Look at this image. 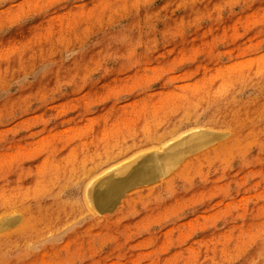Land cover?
Masks as SVG:
<instances>
[{
  "label": "rangeland",
  "instance_id": "1",
  "mask_svg": "<svg viewBox=\"0 0 264 264\" xmlns=\"http://www.w3.org/2000/svg\"><path fill=\"white\" fill-rule=\"evenodd\" d=\"M263 102L264 0H0V203L59 225L0 264H264ZM147 157L164 175L88 206Z\"/></svg>",
  "mask_w": 264,
  "mask_h": 264
},
{
  "label": "bare ground",
  "instance_id": "2",
  "mask_svg": "<svg viewBox=\"0 0 264 264\" xmlns=\"http://www.w3.org/2000/svg\"><path fill=\"white\" fill-rule=\"evenodd\" d=\"M31 1V0H30ZM57 1V0H56ZM94 1V0H93ZM106 1V0H105ZM104 2V1H103ZM124 3V2H123ZM92 4V3H91ZM108 4V3H107ZM120 4V3H119ZM94 5V4H93ZM92 5V6H93ZM95 5H97V4H95ZM105 6H106V4H104ZM145 5V4H144ZM92 6H90V7H92ZM102 6V5H101ZM120 6H121V4H120ZM126 6H127V4H126ZM72 7V6H71ZM97 7H99V4H98V6ZM107 7V6H106ZM111 7H112V3H111ZM118 7H119V5H118ZM128 7H130V6H128ZM93 8V7H92ZM91 8V9H92ZM160 8V7H159ZM127 9V8H126ZM125 9V10H126ZM128 9H130V10H132L131 8H128ZM136 9V8H135ZM108 10L110 11V9L108 8ZM156 10H159V9H157L156 8ZM73 11V10H72ZM69 12V11H68ZM71 12V11H70ZM85 12H87L86 10H85ZM88 12H89V10H88ZM105 12V11H104ZM117 12V11H116ZM126 12H127V10H126ZM125 12V13H126ZM133 12V11H132ZM159 12H161V11H159ZM76 13V12H75ZM80 13V12H79ZM91 13V12H90ZM143 13H145V12H143ZM74 14V13H73ZM149 14H150V12H149ZM148 14V15H149ZM159 14V13H158ZM163 14V13H162ZM62 15V14H61ZM60 15V16H61ZM63 15H66L65 13L63 14ZM90 15V14H89ZM133 15V14H132ZM145 15H146V13H145ZM144 15V16H145ZM151 15V14H150ZM59 16V15H58ZM73 16V15H72ZM79 16V15H78ZM77 16V17H78ZM105 16V15H104ZM110 16V15H109ZM135 16V15H134ZM155 16V15H154ZM86 17V16H85ZM106 17V16H105ZM167 17V16H166ZM110 18V17H109ZM112 18V17H111ZM136 18H137V16H136ZM63 19V18H62ZM71 19V18H70ZM73 20V19H72ZM66 21V20H65ZM85 21V20H84ZM107 21V20H106ZM69 23H72V21L70 22V21H68ZM67 22V23H68ZM89 22V21H88ZM109 22V21H108ZM68 23V24H69ZM65 24H66V22H65ZM74 24V23H73ZM91 24V23H90ZM75 25H76V23H75ZM74 25V26H75ZM39 26V25H38ZM73 26V25H72ZM83 26H85V25H83ZM70 27V26H69ZM76 28V27H75ZM69 30L71 29V28H68ZM82 29V28H81ZM138 29V28H137ZM83 30V29H82ZM87 30V29H86ZM64 31V30H63ZM71 31V30H70ZM72 31H74V30H72ZM80 31V30H79ZM68 33H69V31H67ZM91 32V31H90ZM72 33V32H71ZM71 33H69V34H71ZM80 33V32H79ZM84 33V32H83ZM86 33H88V32H86ZM62 34V33H61ZM66 34V33H65ZM64 34V35H65ZM92 34V33H91ZM57 35H59V34H57ZM83 35V34H82ZM69 36V35H68ZM72 36H73V34H72ZM77 36V35H76ZM61 37V36H60ZM59 37V38H60ZM75 37V36H74ZM62 38H63V36H62ZM69 38V37H68ZM67 38V39H68ZM77 38V37H76ZM84 38V37H83ZM72 39H73V37H72ZM60 40V39H59ZM81 40V39H80ZM79 40V41H80ZM73 41V40H72ZM76 41V40H75ZM57 42V41H56ZM58 43V42H57ZM75 43V42H74ZM77 44V43H76ZM71 45V44H70ZM74 45V44H73ZM90 54V53H89ZM92 54V53H91ZM83 59V58H82ZM86 59V58H85ZM58 61V60H57ZM56 61V62H57ZM233 101H234V99H232ZM251 100V99H250ZM230 101V100H229ZM235 102V101H234ZM251 103V102H250ZM260 103H262V102H260ZM264 103V102H263ZM262 105V104H261ZM254 106V105H253ZM260 107V106H259ZM263 107H264V105H263ZM217 108V107H216ZM234 108V107H233ZM245 108H246V106H245ZM261 108H262V106H261ZM237 109V108H236ZM242 109V108H241ZM225 110V109H224ZM231 110V109H230ZM240 110V109H239ZM248 110V109H247ZM256 110V109H255ZM220 111V110H219ZM229 111V110H228ZM243 111H244V109H243ZM250 111V110H249ZM225 112V111H224ZM236 112V111H235ZM248 112V111H247ZM251 112V111H250ZM244 113V112H243ZM233 114H234V112H233ZM240 114V113H239ZM245 114V113H244ZM247 114V113H246ZM245 114V115H246ZM220 116V115H219ZM226 116V115H225ZM235 116V115H234ZM237 116V115H236ZM242 116V115H241ZM247 117V116H246ZM181 118H183V117H181ZM226 118V117H225ZM238 118H239V116H238ZM188 120H190L188 117L187 118H185L184 117V120L183 121H188ZM234 120V119H233ZM238 120V119H237ZM233 122V121H232ZM240 122V121H239ZM249 122V121H248ZM240 123H242V122H240ZM236 124V123H235ZM236 125H238V123L236 124ZM235 125V126H236ZM205 127V128H204ZM203 128H200L199 130H204V131H200V132H197V133H195L193 136H191V138L190 139H187V141H185L184 143H179L178 145H176L175 147H173L172 148V152H175V153H177V154H180V155H182V154H188V153H190V152H193V151H195L197 148H199L202 144H209V143H212V142H215V140H217V138H219V136L221 135L222 136V134L225 132V131H223V128H221V127H217L216 126V130L215 131H217V133H210L209 131H207V130H210L211 131V128L210 127H208V126H204ZM248 128H249V126H248ZM219 129V130H218ZM246 129V128H245ZM198 130V129H197ZM206 130V131H205ZM225 130H227V132H228V129H225ZM244 130V129H243ZM195 131V130H194ZM193 131V132H194ZM237 131V130H236ZM249 132H251L250 130H249ZM258 132V131H257ZM239 133V132H238ZM254 133V132H253ZM252 133V134H253ZM226 134H229V133H226ZM233 134V133H232ZM240 134V133H239ZM258 134V133H257ZM224 135H225V133H224ZM248 135H249V133H248ZM240 136V135H239ZM242 136H244V135H242ZM151 137V138H150ZM149 137V141L151 142V143H154L155 142V140H157L158 138H160V137H158V136H150ZM216 138V139H215ZM249 138V140H250V136L248 137ZM238 139V138H237ZM243 139H244V137H243ZM231 140V139H230ZM248 140V141H249ZM236 141V140H235ZM157 142V141H156ZM183 142V141H182ZM251 141H249V143H250ZM233 143V142H232ZM239 144H241L240 142H239ZM238 145V144H237ZM240 148H241V146H240ZM233 150H234V148H233ZM138 160V159H137ZM140 161V160H139ZM137 162L136 163V167H141L140 169H141V171H142V175H138V174H136L134 171H132V170H128V173L126 172H119L118 174H113L112 176H114V177H112L111 176V178H109V179H105L104 180V182H101L99 185L100 186H95L96 185V183H94L95 185H94V187H93V194H92V196H85V194L83 195L84 197V199L87 201V203H88V206L90 205H92L93 203L96 205H98V206H101V208L100 209H102L101 211H103V212H105L106 210L105 209H103L104 207H102L103 206V203H102V200L104 199V197L106 196V192H108L107 190H111V192H109L110 194V196L112 197V198H114V199H120V197H121V192H117L116 190H118V189H124V188H129V186L131 185L132 186V188H134V187H137L139 184H144V183H147V182H151V181H146V180H142V176H145V177H148V176H150V179L149 178H146V179H148V180H155V178L157 177V176H162V175H164V172H162V173H159V171H160V169H159V167L158 166H160L159 165V163L156 161V159H152V158H149V157H147V158H143L142 160H141V162ZM84 163V162H83ZM82 164V163H81ZM75 165V164H74ZM85 165V164H84ZM95 165H97L96 166V168H98V167H100V166H102L103 165V163H100V164H95ZM80 166V165H79ZM84 167V166H83ZM93 167V166H92ZM91 167V168H92ZM104 167V166H103ZM79 168H81V167H79ZM102 168V167H101ZM122 168V167H121ZM74 168H72V170H73ZM125 169V168H124ZM81 170V169H80ZM84 170V169H83ZM82 170V171H83ZM118 171H120V169L118 170ZM71 172V171H70ZM108 172H110V171H108ZM115 173L117 172V171H114ZM113 173V172H112ZM176 173V172H175ZM64 174V173H63ZM73 174V173H72ZM106 174V173H105ZM68 175V174H67ZM108 175V174H107ZM174 176H175V174H174ZM173 176V177H174ZM106 177V176H105ZM170 178H172V176L170 177ZM184 178V177H183ZM49 179V178H48ZM55 179V178H54ZM185 179V178H184ZM58 180V179H57ZM38 181V180H37ZM103 181V180H102ZM183 181H185V180H183ZM44 182H46V180L44 181ZM50 182V181H49ZM52 183V182H51ZM50 183V184H51ZM88 183V182H87ZM90 183V182H89ZM93 183V182H92ZM159 183V182H158ZM47 184V183H46ZM149 184V183H148ZM45 185V184H44ZM171 185V184H170ZM90 186V185H89ZM45 187H47V186H45ZM96 187V188H95ZM167 187H170V186H167ZM20 188V187H19ZM116 188H118V189H116ZM10 189V188H9ZM22 190H23V188H21ZM25 189V188H24ZM8 190V189H7ZM18 190V189H17ZM138 190H140V189H138ZM11 191V190H10ZM39 191V190H38ZM148 191V190H147ZM4 192V191H3ZM7 192V191H6ZM13 192V191H12ZM26 192V191H25ZM36 192H37V190H36ZM20 193H21V190H20ZM23 193V192H22ZM29 193V192H28ZM84 193V192H83ZM146 193H148V192H146ZM3 194V193H2ZM4 194H6V193H4ZM10 194L11 195H13L11 192H10ZM8 195V194H7ZM27 195V194H26ZM141 195V194H140ZM148 195V194H147ZM146 195V196H147ZM15 196V195H14ZM20 196H22V195H20ZM25 196V195H24ZM32 196V195H31ZM38 196V195H37ZM37 196L35 195L34 197L35 198H37ZM4 197V196H3ZM6 197V196H5ZM9 197V196H8ZM13 197V196H12ZM19 197V196H18ZM141 198V197H140ZM22 199H24L25 200V197L24 198H20V199H18L17 201H16V203H14V202H12L11 201V199H9V200H5L4 202H2V203H0V255L1 254H4L5 252H7V250L9 249V247H10V242H8L7 240H6V238H5V234H7L9 231L11 232V231H13V233L15 232V234H16V239H15V242L16 243H18L20 246H21V248L23 249V248H26V247H29V246H31V245H29V243L30 242H32V241H34V240H36L35 238H38V237H40L43 233H44V231L46 232V231H57V230H59V225H58V222L56 221L57 219H52V218H47V217H42V216H44L45 214H47V215H50V216H54V213H53V208H52V206H51V210L52 211H50V210H48L47 208H45V206L43 207L40 203H41V200H37V199H32V201L31 200H26V201H24V200H22ZM28 199V198H27ZM106 199V198H105ZM104 199V200H105ZM22 200V201H21ZM107 201H108V199H106ZM38 201H39V203H38ZM124 201H125V199H124ZM31 202H33L32 204H31ZM105 202V201H104ZM71 203H74L75 204V202H73V200H70V199H60L59 201H58V204L60 205V206H62V207H66V206H70V204ZM106 203V202H105ZM111 204V203H110ZM57 205V204H56ZM48 206V205H47ZM105 206V205H104ZM112 206H113V204H112ZM92 207V206H91ZM96 207V206H95ZM106 207V206H105ZM55 208V207H54ZM107 210H108V208H106ZM112 209H113V207H112ZM96 210H98L97 208H96ZM101 211H99V212H101ZM62 212V211H61ZM87 212V211H86ZM56 213V212H55ZM98 213V212H97ZM96 213V214H97ZM46 216V215H45ZM107 216V215H106ZM42 217V218H41ZM56 217V216H55ZM101 217V216H100ZM36 219V220H35ZM44 219V220H43ZM39 220H41L40 221V223H38V221ZM64 220V219H63ZM55 221V222H54ZM87 221V220H86ZM35 222V224L34 225H32V223H34ZM146 223V222H145ZM38 224V225H37ZM88 224V223H87ZM90 226V225H89ZM102 229V228H101ZM101 229H99V230H101ZM82 231V230H81ZM103 231V230H102ZM97 232V231H96ZM95 232V233H96ZM105 232H107V231H105ZM104 233V232H103ZM97 234V233H96ZM98 234H99V232H98ZM107 234H109V233H107ZM106 234V235H107ZM82 235V234H81ZM95 235V234H94ZM112 237V236H111ZM257 237V236H256ZM42 239V238H41ZM74 240V239H73ZM69 241V240H68ZM75 241V240H74ZM82 241H83V239H82ZM14 245V244H13ZM264 249V248H263ZM238 250V249H237ZM56 251H57V249H56ZM204 251V250H203ZM239 251V250H238ZM58 252V251H57ZM56 252V253H57ZM46 253V252H45ZM44 253V254H45ZM34 255V254H33ZM235 255V254H234ZM44 256V255H43ZM48 257V256H47ZM44 258V257H43ZM41 260V259H40ZM48 260V259H47ZM46 260V261H47ZM180 260V259H179ZM43 261H44V259H43ZM42 261V262H43ZM58 261V260H57ZM184 262V261H183ZM229 262V261H228ZM33 264H34V262H32ZM38 263V262H37ZM36 263V264H37ZM28 264V263H27ZM46 264V263H45Z\"/></svg>",
  "mask_w": 264,
  "mask_h": 264
}]
</instances>
